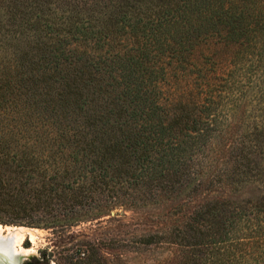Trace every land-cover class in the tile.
Here are the masks:
<instances>
[{
    "label": "trees",
    "instance_id": "16d2710c",
    "mask_svg": "<svg viewBox=\"0 0 264 264\" xmlns=\"http://www.w3.org/2000/svg\"><path fill=\"white\" fill-rule=\"evenodd\" d=\"M93 1L56 49L27 36L40 13L4 0L0 116L25 124L32 100L60 125L0 133V224L63 228L126 202L177 213L203 188L256 184L257 202L205 201L170 242L188 264L264 243V0Z\"/></svg>",
    "mask_w": 264,
    "mask_h": 264
},
{
    "label": "rangeland",
    "instance_id": "374dc122",
    "mask_svg": "<svg viewBox=\"0 0 264 264\" xmlns=\"http://www.w3.org/2000/svg\"><path fill=\"white\" fill-rule=\"evenodd\" d=\"M10 3V9L13 7V11L26 9L32 17L40 13L41 17L31 20L36 21V30L27 31V36L34 37L33 40L53 39L55 44L48 42V45L57 47L56 49H60V33L65 32L62 30L64 18L72 16L78 6L84 8L86 4H90L89 8L94 7L93 0H10ZM3 5L4 0H0V16L5 21L8 14L5 13L4 7L2 9ZM85 12L87 11L82 10L81 15L74 19L87 22L82 15ZM44 46L46 48L47 44ZM199 52L201 50L196 56ZM1 57L0 48V59ZM3 62H6V69L10 62ZM31 105L25 124L23 120H19L22 109L13 118L0 116V133L6 131L12 134L19 129H28L29 132L42 131L60 125L59 122H53V116L50 117L51 110H48L45 103L31 100L30 107ZM15 117H18L17 121ZM19 145L33 147L37 144L33 141H21ZM40 145L39 143L37 147ZM259 192L256 184L232 186L225 182L203 188L188 202L179 205L177 213L174 209L176 204H180V200L146 206L126 202L112 207L100 216L85 218L63 228H37L19 224H0V227L4 230L20 227L27 231L20 244L31 252L24 255L22 264L34 260L40 264H188L190 249L170 242L172 229L186 221L193 210L205 201L217 199L239 204L257 202L261 195ZM149 234L158 239L146 243L144 239ZM235 252L237 254L234 258L232 254ZM203 257L207 259V264H264V243L255 246L253 250H248L246 246L236 247L235 243L221 245L205 252Z\"/></svg>",
    "mask_w": 264,
    "mask_h": 264
},
{
    "label": "bare ground",
    "instance_id": "6f19581e",
    "mask_svg": "<svg viewBox=\"0 0 264 264\" xmlns=\"http://www.w3.org/2000/svg\"><path fill=\"white\" fill-rule=\"evenodd\" d=\"M27 231L20 227L7 228L0 227V262L4 264H18L19 256L28 255L31 250L21 246L23 235ZM31 232H28L30 234ZM32 234V233H31Z\"/></svg>",
    "mask_w": 264,
    "mask_h": 264
},
{
    "label": "water",
    "instance_id": "95a60500",
    "mask_svg": "<svg viewBox=\"0 0 264 264\" xmlns=\"http://www.w3.org/2000/svg\"><path fill=\"white\" fill-rule=\"evenodd\" d=\"M19 257H20V259H19V263H18V264H22V259H23L24 255H23V256L21 255V256H19ZM0 264H4V263H1V262H0Z\"/></svg>",
    "mask_w": 264,
    "mask_h": 264
}]
</instances>
